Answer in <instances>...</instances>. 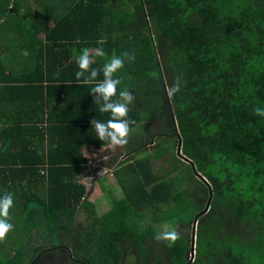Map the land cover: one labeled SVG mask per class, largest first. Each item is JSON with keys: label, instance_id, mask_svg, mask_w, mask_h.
Instances as JSON below:
<instances>
[{"label": "trees", "instance_id": "1", "mask_svg": "<svg viewBox=\"0 0 264 264\" xmlns=\"http://www.w3.org/2000/svg\"><path fill=\"white\" fill-rule=\"evenodd\" d=\"M112 1L0 0V51L10 57L0 63V196L13 194L14 225L0 264H264V117L253 111L264 108V0ZM83 51L96 81L113 56L124 59L113 99L135 96L138 149L145 111L159 130L152 151L112 172L111 207L78 227L84 153L108 147L90 121L110 119L94 85L76 79ZM176 80L179 92L162 103L155 94ZM154 160L168 164L162 175ZM196 213L193 249L180 234L156 239L147 221L186 224Z\"/></svg>", "mask_w": 264, "mask_h": 264}, {"label": "clouds", "instance_id": "2", "mask_svg": "<svg viewBox=\"0 0 264 264\" xmlns=\"http://www.w3.org/2000/svg\"><path fill=\"white\" fill-rule=\"evenodd\" d=\"M97 54H102V51L98 49ZM123 57L130 60L134 59V56H129L127 52L123 53ZM92 59L87 51H83L76 58L79 70L75 75L79 83L94 85L90 92L94 96V103L100 106L99 111L101 113H110V119L106 122L93 118L90 123L98 139L107 143L109 149L115 151L117 147L123 148L128 144V138L132 131L130 126L136 123L134 120L128 119L129 105L134 102L135 96L130 90L125 89L119 93V99H113L117 95V86L121 84V79L114 78V74L124 67V59L113 56L103 67L104 78L101 81H96L99 72L91 68ZM179 90V80L174 81L171 86L166 88L169 98H172ZM253 111L256 115L264 117V108L257 107ZM12 207L13 194L5 193L0 196V242L5 241L8 233L14 228V225L9 222V213ZM156 239L174 244L179 239V234L175 230L164 231Z\"/></svg>", "mask_w": 264, "mask_h": 264}, {"label": "rangeland", "instance_id": "3", "mask_svg": "<svg viewBox=\"0 0 264 264\" xmlns=\"http://www.w3.org/2000/svg\"><path fill=\"white\" fill-rule=\"evenodd\" d=\"M111 3L115 4L116 0H113ZM42 37H43V34H41V38ZM91 52H94V51H91ZM95 52L97 53V50H95ZM23 55H27V53L24 52ZM13 67H14V63H13ZM166 93H167L166 88H163L162 93L155 94V95H157V99L162 100V103H164L165 101L167 102ZM145 113H146V117L143 120L142 125L144 126L143 127L144 131H147V133H145V137L143 138L144 139L143 142L146 144L143 146V149H145L146 152L147 151L150 152L153 150V148L151 147L154 145L151 140L155 139V135L157 134L159 130V126H158L157 121L152 122L151 120H148L147 114H149V112L145 111ZM132 147L137 149L135 144H133ZM175 147H176V144H175ZM143 149H137V152H140ZM88 150L91 153L87 154L85 152L84 154L86 158L88 159V166H90L89 170L85 171L84 173H81V175L77 178L78 183L83 184V185L85 184L84 185L85 194L83 196V200L81 201L79 205V206H82V209L76 214L77 219L75 220V224L78 227L81 226V222L86 223L94 217L91 215L88 216L89 213L87 212L90 211L91 209L94 210V215L97 214L96 216H99L102 213L106 212L111 207L112 205L111 199L115 197L117 194V192L114 193L116 181L114 180L115 178L112 175V171L117 167L119 161H123L128 158L129 154H127V156L124 157L126 153L128 152H131V154L137 153V152H132L135 150L133 148L131 149L128 148V144L125 145L123 148L117 147L115 151H112L111 149H109V147L101 148L99 150L89 148ZM99 152H102L105 154H103L102 156H98ZM175 154L177 155L176 157L180 159V157L178 156L179 154L177 150L175 151L174 155ZM135 155L139 157L138 154H135ZM106 156L108 157V160H110L108 163V166L106 162L102 161V160L107 159ZM154 163L162 164V165L154 167V170H155L154 172H158L157 173L158 175H162V172H164V171L160 172V166L162 167L163 170L168 168V164H166L165 161L160 160L157 162L156 160H154ZM182 172H183V168L180 169V171H177L176 174L178 175V177L181 176ZM181 181H183V179ZM174 185H175L174 186L175 190H179L180 188H183L185 184L184 182H179L177 184L175 183ZM201 204H202L201 210H204L206 208V201L205 202L201 201ZM197 215L198 213L194 215V218ZM151 217H152V214L148 216L147 221L148 222L151 221L150 222L151 226L154 229V231L157 233V236H159L164 231L175 230L178 234L183 235L185 236V238H187L188 246L190 245L191 248L193 247L194 218L189 223L184 224L183 220L179 218L156 223L151 220ZM164 242H167V241H164ZM193 256L194 254L189 252L188 258L189 259L191 258V261H192ZM48 260H51V261L43 262V260H41L39 264H57V263L59 264V262H55L58 260L53 259L51 257ZM60 264H62V262H60ZM71 264H76V263L71 262Z\"/></svg>", "mask_w": 264, "mask_h": 264}, {"label": "crops", "instance_id": "4", "mask_svg": "<svg viewBox=\"0 0 264 264\" xmlns=\"http://www.w3.org/2000/svg\"><path fill=\"white\" fill-rule=\"evenodd\" d=\"M40 38H41V35H40ZM41 39H43V37H42ZM6 54L8 55V52H7V51H5V52H1V51H0V63H1V61H7V60L10 58V57H7V56L4 57ZM1 70H2V72H3L5 75L8 74L7 72H9V70H8L7 68L3 67V66L1 67ZM7 118H8V117H7ZM143 137H145V134L143 135ZM128 139H129V138H128ZM136 139H137V138H136ZM136 139H135V140H132V139H129V140H128V144H130V145L128 146V148H130V149L133 148V149L135 150V151H132V152H136L137 149L139 148V146H138L139 144H138L137 142H135ZM143 141H144V139H143ZM133 144L136 145L137 149L134 148V147H132ZM104 148H105V147H104ZM103 154H105V153L99 152V153H98V156H102ZM127 154H129V156L133 155V154H131V152H128V153H126V154L124 155V157L127 156ZM129 156H128V158H129ZM106 158H107L106 160H102V161L106 162V163H107V166H108V163H109L110 160H108V157H107V156H106ZM126 158H127V157H126ZM126 158H125V159H126ZM130 160H131V159H130ZM129 162H130V161H129ZM119 163H121V161H119ZM126 163H128V162L126 161ZM126 163H122V164H121V167H123ZM117 166H118V165H117ZM115 169H116V168H115ZM115 169H114V170H115ZM114 170H113V171H114ZM113 171H112V172H113ZM84 185H85V184H84ZM114 193H115V191H114Z\"/></svg>", "mask_w": 264, "mask_h": 264}, {"label": "water", "instance_id": "5", "mask_svg": "<svg viewBox=\"0 0 264 264\" xmlns=\"http://www.w3.org/2000/svg\"><path fill=\"white\" fill-rule=\"evenodd\" d=\"M196 222H197V217L194 219V228H193V238L195 239V231H196V229H195V227H196ZM193 248H194V246H193Z\"/></svg>", "mask_w": 264, "mask_h": 264}, {"label": "built area", "instance_id": "6", "mask_svg": "<svg viewBox=\"0 0 264 264\" xmlns=\"http://www.w3.org/2000/svg\"><path fill=\"white\" fill-rule=\"evenodd\" d=\"M10 1H11V3H10V6H11L12 5V2L15 1V0H10Z\"/></svg>", "mask_w": 264, "mask_h": 264}]
</instances>
